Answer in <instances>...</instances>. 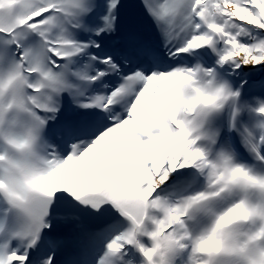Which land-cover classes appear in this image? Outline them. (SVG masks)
<instances>
[{"label": "snow or ice", "instance_id": "snow-or-ice-1", "mask_svg": "<svg viewBox=\"0 0 264 264\" xmlns=\"http://www.w3.org/2000/svg\"><path fill=\"white\" fill-rule=\"evenodd\" d=\"M0 264H264V0H0Z\"/></svg>", "mask_w": 264, "mask_h": 264}]
</instances>
